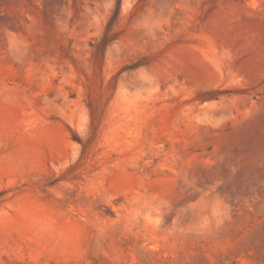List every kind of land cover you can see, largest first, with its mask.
Instances as JSON below:
<instances>
[{"label": "rangeland", "instance_id": "1", "mask_svg": "<svg viewBox=\"0 0 264 264\" xmlns=\"http://www.w3.org/2000/svg\"><path fill=\"white\" fill-rule=\"evenodd\" d=\"M0 264H264V0H0Z\"/></svg>", "mask_w": 264, "mask_h": 264}]
</instances>
